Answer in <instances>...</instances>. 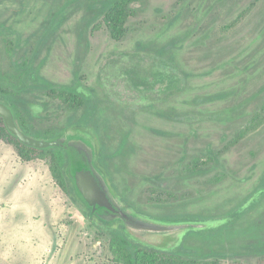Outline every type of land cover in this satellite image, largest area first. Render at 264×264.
<instances>
[{
    "label": "rangeland",
    "instance_id": "1",
    "mask_svg": "<svg viewBox=\"0 0 264 264\" xmlns=\"http://www.w3.org/2000/svg\"><path fill=\"white\" fill-rule=\"evenodd\" d=\"M91 4L0 0V74L18 83L17 67L29 61L39 75L97 103L90 124L76 126L84 108L29 81L15 94L21 121L44 140L77 131L70 140L94 150L91 162L122 210L230 219L220 231L191 236V257L258 264L264 124L220 152L264 104V0L137 2L120 40ZM196 160L203 164L193 169ZM91 213L95 219L62 189L48 160L23 162L0 134V264H114L113 230L122 226L135 239L120 216ZM146 231L132 230L149 234L150 243L136 240L143 245L170 250L182 240Z\"/></svg>",
    "mask_w": 264,
    "mask_h": 264
},
{
    "label": "trees",
    "instance_id": "2",
    "mask_svg": "<svg viewBox=\"0 0 264 264\" xmlns=\"http://www.w3.org/2000/svg\"><path fill=\"white\" fill-rule=\"evenodd\" d=\"M76 2H84L88 0H73ZM91 7L93 10H98L103 17V22L107 26L112 38L120 40L128 33L127 23L129 18L135 12L133 4L145 0H91ZM96 4H100L99 7ZM99 8V9H98ZM243 16V15H242ZM18 40L19 37H18ZM19 82L15 83L7 75L0 74V101L5 103L12 109L18 126L29 136L34 133L30 132L25 124L21 121L19 116L15 94H21L22 91L29 89V81L33 82V86L45 91L53 96H63L66 102L75 109L84 108V114L73 123L76 126H86L92 121L97 103L93 99L87 98L84 94L78 91L76 86L57 84L41 75L38 71L31 68L29 61L20 64L17 67ZM264 124V104L259 112L247 122L236 133L232 141L220 152L228 150L231 146L245 139L247 136L255 132ZM0 134L1 136L12 144L23 162H31L37 159L48 160L50 163V170L53 177L57 180L62 189L71 197V199L84 209V213L90 218L95 219L92 215V207L89 206L83 195L76 188L73 178L75 170L81 168L83 162L78 151L72 147L54 146L47 148H39L24 143L19 137L14 135L7 127L4 118L0 115ZM64 133L60 134L62 136ZM53 137H58L56 134ZM40 139V138H37ZM218 157H214L216 160ZM100 161L97 165L100 166ZM203 164L201 160L194 161L193 169H198ZM101 167V166H100ZM72 172V174L70 173ZM264 183V177L261 181ZM113 188V187H112ZM208 219L197 216H190L189 219ZM163 220H182L180 217H168ZM101 221V220H100ZM102 222V221H101ZM113 223H106V225H113ZM223 229V225L218 227V231ZM211 230V229H209ZM205 231V230H202ZM192 230L188 232L181 245L174 249L165 250L143 245L136 240L130 238L124 233L123 227L115 228L112 232L110 241V252L112 254L114 264H224L223 261L217 257L213 259L191 257L189 251L190 246L187 245L191 236H202L205 232ZM231 264H243L240 261ZM258 264H264V255L258 260Z\"/></svg>",
    "mask_w": 264,
    "mask_h": 264
},
{
    "label": "water",
    "instance_id": "3",
    "mask_svg": "<svg viewBox=\"0 0 264 264\" xmlns=\"http://www.w3.org/2000/svg\"><path fill=\"white\" fill-rule=\"evenodd\" d=\"M0 115L4 118L5 123L8 129L17 137H19L24 143L28 145H32L39 148H47L54 146H73L79 151L83 152L86 156L85 161L81 168L75 170L73 177L75 178L76 187L83 195L85 201L93 207V211H96L99 208L105 209L104 213H112L114 216H120L125 220V227L128 233L130 232L135 240H139L143 243H150L148 239L149 234H139L132 232L133 229L152 231L154 230H162L164 234H179L181 235V245L184 240L185 235L192 231H201L207 229H213L215 227H220L226 223L230 219L221 218L215 219L211 221H203L200 219L197 220H163L148 217L144 214L136 212L129 206H126L125 210L120 209V206L124 202L120 196H113L112 189L109 186L107 181V177L105 173H100L98 171V167L92 164L91 162V152L88 150L87 146H84L81 142H75L76 140H70L74 134H77V131L73 132L72 130H67L64 134L57 140H44L37 139L32 136L27 135L17 124L14 113L12 109L3 101H0ZM70 140V141H69ZM68 141V145L65 143ZM65 142V143H64ZM244 205L242 210L248 205ZM150 222V224H149ZM153 222H157L160 224H156ZM160 226V229L153 228L152 226ZM146 231V232H148ZM178 245V246H179ZM177 246V247H178Z\"/></svg>",
    "mask_w": 264,
    "mask_h": 264
},
{
    "label": "flooded vegetation",
    "instance_id": "4",
    "mask_svg": "<svg viewBox=\"0 0 264 264\" xmlns=\"http://www.w3.org/2000/svg\"><path fill=\"white\" fill-rule=\"evenodd\" d=\"M77 150V149H76ZM78 151V153H79V155L81 156L80 158H82V162L84 163V161H85V158H86V156H85V154L83 153V152H81V151H79V150H77ZM83 165V164H82ZM82 167V166H81ZM80 168V167H79ZM71 174H72V172H70ZM97 211H99V212H105L104 211V209L103 208H99L98 207V209H97Z\"/></svg>",
    "mask_w": 264,
    "mask_h": 264
}]
</instances>
